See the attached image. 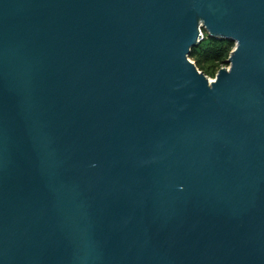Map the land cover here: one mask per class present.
Wrapping results in <instances>:
<instances>
[{"label": "water", "instance_id": "water-1", "mask_svg": "<svg viewBox=\"0 0 264 264\" xmlns=\"http://www.w3.org/2000/svg\"><path fill=\"white\" fill-rule=\"evenodd\" d=\"M0 264H264V0H0Z\"/></svg>", "mask_w": 264, "mask_h": 264}, {"label": "trees", "instance_id": "trees-1", "mask_svg": "<svg viewBox=\"0 0 264 264\" xmlns=\"http://www.w3.org/2000/svg\"><path fill=\"white\" fill-rule=\"evenodd\" d=\"M234 48L235 43L214 40L205 33L201 44L192 50L190 59L201 72L213 78L220 69L227 67L226 61Z\"/></svg>", "mask_w": 264, "mask_h": 264}, {"label": "rangeland", "instance_id": "rangeland-1", "mask_svg": "<svg viewBox=\"0 0 264 264\" xmlns=\"http://www.w3.org/2000/svg\"><path fill=\"white\" fill-rule=\"evenodd\" d=\"M232 51H233V50H232ZM215 77H216V76H215ZM215 77H213V78H212V77H209V78H210L211 80H214V79H215Z\"/></svg>", "mask_w": 264, "mask_h": 264}]
</instances>
